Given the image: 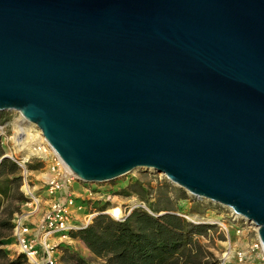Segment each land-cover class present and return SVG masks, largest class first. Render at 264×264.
Here are the masks:
<instances>
[{
  "label": "water",
  "instance_id": "water-1",
  "mask_svg": "<svg viewBox=\"0 0 264 264\" xmlns=\"http://www.w3.org/2000/svg\"><path fill=\"white\" fill-rule=\"evenodd\" d=\"M1 111L77 180L162 173L264 246V0H0Z\"/></svg>",
  "mask_w": 264,
  "mask_h": 264
},
{
  "label": "trees",
  "instance_id": "trees-1",
  "mask_svg": "<svg viewBox=\"0 0 264 264\" xmlns=\"http://www.w3.org/2000/svg\"><path fill=\"white\" fill-rule=\"evenodd\" d=\"M0 138V264H26L24 254L9 256L4 246L13 240V216L19 204L26 200L20 190L21 168L10 158L2 157ZM28 169L36 165L26 163ZM148 189L139 180L121 192L135 193L147 204L137 206L121 218L98 211L84 227L72 229L68 235L79 239L90 252L83 256L64 248L60 257L63 264H217L199 237L207 234L210 225L194 223L181 216L176 208L177 199L188 198L180 187L163 178ZM131 189V191L129 189ZM153 198L149 202V198ZM200 202H194L195 211Z\"/></svg>",
  "mask_w": 264,
  "mask_h": 264
},
{
  "label": "rangeland",
  "instance_id": "rangeland-1",
  "mask_svg": "<svg viewBox=\"0 0 264 264\" xmlns=\"http://www.w3.org/2000/svg\"><path fill=\"white\" fill-rule=\"evenodd\" d=\"M15 118H17V113L15 111L0 112V125H3V127L0 128V138L4 154H9L16 159L23 160L24 165L26 163L36 165V168L32 170L25 166L29 172L28 180L30 185L35 187V193L44 197L43 186L47 178L50 176L49 166L52 162V152L46 147L45 151L41 153H30L29 155H25L27 151L26 148L28 146L35 147L37 142L33 141L30 137H21V134L15 132L17 128ZM30 129L32 134L38 135L37 129H35L34 126H31ZM20 137L22 139H20ZM20 144L22 146L25 144L26 148H23ZM163 178L166 179L162 173L140 168L103 183H84L76 179L71 182L68 189L77 203L82 202L84 206L81 211H78L75 214V219L77 220V223L83 222L88 214L98 213L101 208H103V212L107 214H109L107 212L109 208H119V218L134 207L142 206L147 208V204L133 193L131 189L128 188L132 193L130 195L123 194L121 191L124 188L129 187V185L136 180H139V182L148 189V184L154 186L158 181H162ZM188 196V198L176 200L175 208L177 212L194 223H203L211 226L207 229V234L199 237V240L205 248L212 253V256L217 259V264H220L221 261H224L226 264H237L235 253L247 249L251 241L256 238V232L253 226L244 224L242 220L233 221L230 211L223 206L206 200L195 199L190 195ZM152 201L153 198L150 197L149 202ZM197 201L200 202V205H198L193 212L191 211V206ZM40 208L41 211L30 213L31 207L25 205L24 201L19 204V212L15 214L18 216L19 214H24L26 216V222L28 223H37L42 215L44 206ZM240 227L242 229L237 233L236 229ZM53 243L56 244V253H60L59 258L61 257L63 248L74 250L84 256L83 249L71 240V238L55 239ZM11 244V247L4 246V248L8 251L9 249H12L11 252L9 251V256L12 257L17 254V247L13 240H11ZM63 245L66 247H63ZM223 253H227L228 257L223 256Z\"/></svg>",
  "mask_w": 264,
  "mask_h": 264
},
{
  "label": "built area",
  "instance_id": "built-area-1",
  "mask_svg": "<svg viewBox=\"0 0 264 264\" xmlns=\"http://www.w3.org/2000/svg\"><path fill=\"white\" fill-rule=\"evenodd\" d=\"M16 113L17 118H20V114ZM2 127L3 125H0V128ZM35 129L37 128L35 127ZM37 132L39 137L43 138L39 129H37ZM44 145L52 152V162L49 166L50 176L43 186L44 197L36 194L35 187L30 185L29 172L24 165V161L6 154L21 168V190L26 197L25 205L31 207L30 213L41 211L40 207L44 206L37 223L26 222L24 214H19V216L14 214L12 219V238L17 247L16 252L17 254H24L26 264H62L59 255L55 251L56 244L53 241L55 239L70 238L68 235L70 230L84 227L96 214H88L83 222L77 223L75 214L83 209L84 204L82 202L77 203L68 189L71 182L76 178L46 142ZM230 215L233 221L240 220L231 211ZM242 222L244 223L243 220ZM253 228L256 232V238L251 241L247 249L235 253L237 264H264V246L257 237V228L255 226ZM241 229V227L237 228L236 232H240ZM223 256L228 257V254L223 253ZM220 264L226 263L221 261Z\"/></svg>",
  "mask_w": 264,
  "mask_h": 264
},
{
  "label": "bare ground",
  "instance_id": "bare-ground-1",
  "mask_svg": "<svg viewBox=\"0 0 264 264\" xmlns=\"http://www.w3.org/2000/svg\"><path fill=\"white\" fill-rule=\"evenodd\" d=\"M15 123H16V127H17L15 132L21 134V137H25V138L30 137L31 139H33V141L37 142L35 147L28 146L27 148L25 147V144L23 146L20 144L23 148L25 147L27 150L25 155H29L30 153H37L38 154V153L45 151L46 147H45L44 143L46 141L44 140L45 141L44 142L43 138L39 137L37 134L31 133L32 131H31L30 127L33 126L32 123L24 122L21 118H15ZM21 137H20V139H22ZM29 145H30V143H29ZM119 210L120 209L117 207H111L107 210V212L111 216H113L114 218H119L120 217Z\"/></svg>",
  "mask_w": 264,
  "mask_h": 264
},
{
  "label": "crops",
  "instance_id": "crops-1",
  "mask_svg": "<svg viewBox=\"0 0 264 264\" xmlns=\"http://www.w3.org/2000/svg\"><path fill=\"white\" fill-rule=\"evenodd\" d=\"M71 240H73L75 243H77L78 244V246H80L82 249H83V254H84V256H88V255H90V252L87 250V248L83 245V243L79 240V239H72L71 238ZM11 241H9V243H7L6 245H5V247L7 246V247H11ZM63 247H66V246H64L63 245ZM64 249V248H63ZM11 250L12 249H9V251L11 252ZM13 255H14V253H13ZM58 255H60V253H58Z\"/></svg>",
  "mask_w": 264,
  "mask_h": 264
}]
</instances>
